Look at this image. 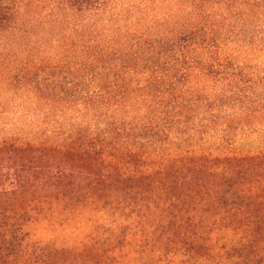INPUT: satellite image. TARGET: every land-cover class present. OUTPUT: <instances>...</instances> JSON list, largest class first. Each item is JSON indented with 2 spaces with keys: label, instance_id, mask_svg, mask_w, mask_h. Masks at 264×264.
<instances>
[{
  "label": "trees",
  "instance_id": "16d2710c",
  "mask_svg": "<svg viewBox=\"0 0 264 264\" xmlns=\"http://www.w3.org/2000/svg\"><path fill=\"white\" fill-rule=\"evenodd\" d=\"M205 1L179 0L191 22L167 31L171 41L167 34L154 37L130 15L128 29L117 23L118 30H99L114 0L50 2L55 21L83 17L72 25L81 37L55 42L80 53L93 50L82 57L98 66L90 79L98 86L79 89L86 113L93 114L67 133L58 130L54 140L0 135V167L12 170L8 182L0 178V264H264V145L235 151L234 130L241 125L229 119L237 109L250 111L261 96L254 97L252 72L226 52L236 27L224 33L219 21L202 20ZM26 2L0 0V31L12 28L23 39L16 43L46 48L30 37ZM217 2L234 15L246 13L240 27L256 21L249 26L253 40L242 47L264 52V18L257 20L264 0ZM193 75L208 83L205 89L186 87ZM27 76L14 71L12 80ZM64 78L33 80L36 98L79 105V91L68 93ZM131 81L136 85L128 89ZM125 104L134 109L126 111ZM197 135L215 139L223 151L198 149ZM176 140L180 145L173 146ZM43 157L46 167L34 169ZM57 213L64 216L59 225L78 217L90 227L75 243L37 237L32 226Z\"/></svg>",
  "mask_w": 264,
  "mask_h": 264
},
{
  "label": "rangeland",
  "instance_id": "374dc122",
  "mask_svg": "<svg viewBox=\"0 0 264 264\" xmlns=\"http://www.w3.org/2000/svg\"><path fill=\"white\" fill-rule=\"evenodd\" d=\"M28 1L30 2H26L22 14L26 16L25 18L33 22V34L32 36L30 35V37L35 39L33 41H43V43L45 41L46 48H42L41 45H37V47L35 43L31 45H28L29 42L26 44L16 43L23 39H16L12 28L0 31V135L16 134L25 139H38V141L48 140V137L51 136L52 140H54L58 137V130H63L67 133L72 126L75 128L80 127V121H82V119L85 122L92 119L93 113L89 112V114H87L86 104H81L84 98L83 95L81 98V91H79V89L83 87L85 91H92L98 86L90 79H94L93 76H95L99 68L95 65L96 63L92 62V59L82 57H91L94 55L92 49H89L90 52H87V54L84 52L80 53L79 49L71 50L69 47L65 48V46H60L63 42H55L59 39L62 41L67 40L63 37H81L82 31H79L78 28H74L72 25L73 23H80L83 17H71L73 23H70L66 17H60L59 20L55 21V19L48 15L49 11L51 12L54 7V5L50 3L52 0ZM123 1L124 0H114L111 5H108L111 7L108 13L104 15L107 22L101 21L98 24L99 30L103 27H105L108 32L110 29L112 30L114 28L118 30L119 25L123 26V28L126 26L128 29L131 27V24H128L126 19L130 15L133 16L135 20L138 19L142 22L145 27L144 29L152 28L154 37L167 34L164 37L171 41L172 38L168 34L169 31L172 32L176 26L179 27L182 24H189L191 22V18L187 11L181 9L183 4L179 2V0H132L130 7L129 5H123ZM203 7H205L204 11L206 16L202 20L206 21L208 19L206 23L213 20L219 21L222 28L221 32L223 31L224 33L229 29V32H232L234 27L237 28L234 30L236 33H232L227 39V44L225 46L226 52L229 54L233 53L232 57H234L233 59L236 63L246 65L247 69L252 72L254 79H256L254 92L257 95L254 97L261 96V98H257V100L251 104L252 109L250 111L237 109L238 111L234 112V114L229 117L232 122L241 125L238 132L234 130L235 133H237V141L232 148L235 151L258 150L264 145V128L261 129V126L264 125V52L242 47V42L252 39L253 31L251 32L249 26L253 25L256 21L254 20L245 27H240L241 17L246 13L243 15L242 13L234 15L230 13L228 6H224L222 3L220 4L217 0H206ZM151 9L153 11L155 10V13H152ZM226 14L230 18L224 20V17L227 16ZM117 16L119 18H116L117 20L114 19ZM248 16L250 20L254 19L250 14ZM258 18L262 21L264 18L263 13L261 16L257 17V20ZM83 21L87 22L86 19ZM86 35L88 37L89 34ZM71 38L70 40H72ZM28 41L31 42L32 40ZM32 46H36V50L33 49ZM173 57L174 55H171L169 59L172 58L170 60L174 61ZM163 61L165 60H161L162 66ZM92 63L94 65H91ZM111 69L112 66L107 67V72H112ZM14 71L22 74L27 73L28 76L26 80L20 83L19 79H16L17 81L13 82L15 81L12 80ZM47 75H55L59 79L63 76L66 77L64 78L62 86L70 94L79 91L76 95L79 97L77 101L80 104L69 105L66 100H59V102L52 100L54 103L47 102V104L39 97L38 100L35 96L37 92L32 88H36L35 84L31 82L35 79L40 81L42 77L44 79ZM261 79H263L262 82H260ZM76 82L77 84H74ZM127 84L128 89L129 87L132 89L133 86L136 85L135 81H131L130 84L128 82ZM127 84H125V87ZM207 84L208 83H205L201 77L193 75L186 87L192 90L205 89ZM59 91H61L59 87L54 90L55 93ZM252 93L253 90L250 92V95H252ZM62 107L66 110L65 115H62ZM124 108H126V111H130L132 108L134 109V106L125 104ZM133 111H131V115ZM77 116H80V118ZM73 117L74 119L72 122L74 124L71 125V118ZM86 124L87 123H84L82 126H88V124ZM242 125L244 126L243 128ZM197 136L195 145L198 149L203 148L207 151L212 150L215 153L223 151V147H220L215 139L206 142L199 137L201 135ZM185 144L189 146L188 141H186ZM178 145H180L179 141H174L173 146ZM226 150H230V148ZM47 163V157L39 158L33 167L34 169H36L35 167L37 165L46 167ZM11 174L12 170H8V168L4 166L0 167V178L3 182H8L9 178H7V175L11 176ZM63 218L64 216L57 213L52 218L48 217L46 220L36 223L32 226L31 230L33 233L37 234V237H47V239L57 237L59 241L71 239L73 241L71 243H75L82 236V233H85L86 229L90 227V224L87 228L84 227L78 217L73 218L69 223L59 225V220Z\"/></svg>",
  "mask_w": 264,
  "mask_h": 264
}]
</instances>
